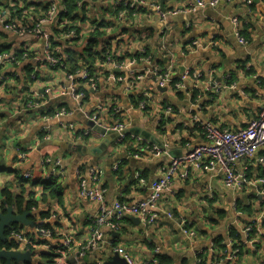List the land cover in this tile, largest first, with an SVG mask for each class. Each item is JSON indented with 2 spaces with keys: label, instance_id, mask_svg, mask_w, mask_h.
<instances>
[{
  "label": "crops",
  "instance_id": "0c3cea01",
  "mask_svg": "<svg viewBox=\"0 0 264 264\" xmlns=\"http://www.w3.org/2000/svg\"><path fill=\"white\" fill-rule=\"evenodd\" d=\"M56 1L63 5L66 0ZM120 1L82 0L78 13L83 16L71 21V26L82 36H90L92 32L102 35L98 51L104 53L91 66L92 78L98 84L95 90L90 83L81 81V75L71 81L68 71L51 68L46 62L45 40L31 34L19 36L0 26V53L7 52L17 60L0 72V195L3 197V192L10 190L16 197L35 196L39 201L44 191L39 176L46 158L60 160L66 173L63 203L39 206L40 213L49 214L46 224L54 231L50 248L41 245L36 225L23 227L38 242L37 245L33 241L20 250L30 254V262L34 264H47L41 254L49 251L56 252L57 264L68 237L76 246L85 244L90 237L98 205L81 198L79 171L88 180L91 170L100 173V185L106 191L109 205L116 201L146 200L151 184L160 177L161 166L206 145L203 129L194 123V115L202 126L240 131L257 118L264 103V0H222L216 7L209 6L210 0H148L160 4L165 12L191 7L196 11L160 19L151 15L152 10L141 8L131 21L117 23ZM201 1L205 7H201ZM0 4V13H14L22 22L31 23L32 17L37 19L47 9L49 0H0ZM236 18L243 26H235ZM46 30L58 40L60 55L85 45L62 40L63 29L57 23ZM240 37L246 44H241ZM104 47L126 62L141 59L147 53L152 56L151 63L138 61L134 65L133 69L142 76L134 88L111 78L112 74L127 76L128 71L110 68L104 60ZM156 66L170 68L172 84L165 91H160L152 77ZM182 67L186 68L184 73L200 74V80L190 77L181 89L177 88L175 84L184 74ZM213 84L226 89L214 94ZM71 85H76L85 95L84 101L79 103L54 95L40 109L24 107L25 94L29 91L41 92L47 88L56 91ZM143 101L147 102L145 110L140 107ZM61 108L70 115L60 121L46 119ZM115 108L122 110L121 119L128 130L148 134L160 146L148 141L160 148L164 146L162 149L168 154L155 157L142 152L131 140L105 142L106 137L98 130L84 136V132L93 128L91 117L97 110H101V123L115 125L118 120L113 114ZM79 143L90 154H86V149L80 154L73 150ZM97 149L100 151L96 153ZM21 150L30 154L24 164L18 165ZM259 157H264V148L259 151ZM257 158L236 163L235 171L243 175L247 167L245 175L249 180L263 177L264 169ZM24 172H32L36 180L21 184ZM139 174L146 180V186L140 185ZM209 189L213 192L212 199L208 197ZM163 203L165 212L160 214L156 225L145 227L136 224L135 217H127L119 231L105 228L104 245L98 252L89 253L86 263L96 264L98 260L107 263L116 249L121 251L122 258L127 254L135 260L151 261L159 249V254L172 264H200L199 261L213 264L219 251L215 245L226 246L229 251L238 245L239 258L226 264H264V224L258 229V237L247 239L244 235L245 228L264 210L260 191L255 186L233 190L226 186L219 169L198 171L188 180H174L164 192ZM7 206L5 199L0 198V210ZM11 206L21 214L15 205ZM181 220L197 231L196 239L183 233ZM74 257L72 253L58 264H74Z\"/></svg>",
  "mask_w": 264,
  "mask_h": 264
},
{
  "label": "built area",
  "instance_id": "2783aa9c",
  "mask_svg": "<svg viewBox=\"0 0 264 264\" xmlns=\"http://www.w3.org/2000/svg\"><path fill=\"white\" fill-rule=\"evenodd\" d=\"M222 0H210L209 6L216 7ZM1 5V4H0ZM120 10L116 14L117 23H125L131 21L137 15L138 8H147L152 10L151 15L158 16L160 19L166 18L168 15H177L178 13H191L196 11L195 7H191L182 11H169L165 12L160 4H157L148 0H121L118 3ZM201 7H205L204 1L200 2ZM82 7V3H79V8ZM68 14V8L65 4L61 5L56 0H49L47 9L37 19L32 17L31 23H24L19 17H14V13L8 15L0 13V26L5 30L24 36L31 34L36 38L45 40L46 44V62L51 68L62 69L68 71V79L75 80V77L81 75V81L90 83V86L95 90L98 87L97 79L90 77L88 71H80L77 75L71 74L65 63V57H60L59 48L54 47V42L58 41L54 39L50 32L46 28L54 23H57L63 30L68 31L62 34V40L67 42H82V35L71 26V21L66 19ZM236 27L243 26L242 22L237 18L234 19ZM241 44H246L244 38L240 37ZM197 42L194 45L197 46ZM24 54H22L23 56ZM25 55H27L25 53ZM21 56V59H22ZM105 63L114 70H127V76L124 75H111V78L118 83H128L130 88H134L142 76L133 69L138 60L145 63H151L152 56L143 59H134L133 61H118L110 51H107L105 55ZM17 62L9 53H0V72L5 69L9 64ZM152 77L159 86V88H167L172 84L170 68L166 67H154L152 69ZM190 77L198 81L201 78L197 73H184L180 76V80L175 84L176 87L182 88V84ZM214 94L221 93L225 86L213 84ZM58 95L61 98H71L81 103L85 99V95L80 92L76 85L69 87H60L56 91L52 88H47L41 92H31L25 94L26 98H31V101L27 106V110H37L46 105L49 98ZM142 110L147 107V102L143 101L140 104ZM100 111L97 110L91 117V121L95 126L105 129L108 132H114L119 134L118 142L124 143L127 140H131L135 143L142 152H148L155 157H161L164 154H168L164 149L160 148L156 144H152L142 136L135 134L125 135L124 132L128 131L127 125L121 119L123 116L122 110L115 108L114 116L118 118L115 125H107L100 122ZM70 115L65 108H61L56 111L52 116L46 119H55L60 121L62 118ZM194 123L202 127L205 138L207 140L206 145L194 148L191 152L177 159H173L169 165H163L159 169L160 177L157 181L153 182L150 186V196L146 200L137 203H128L124 201H116L109 205L106 202V191L100 185V173L94 170L90 171L89 180L82 171L78 172V187L81 198H85L92 203L98 205V210L92 218V226L90 230V237L85 244H79L76 246L73 243V239L68 237L65 241V245L62 251H60L58 261H65L70 254L74 253V264H87L86 257L89 253L98 252L104 245L105 232L104 229L108 228L113 232H117L123 220L127 217H135L140 220V223L145 226H153L160 220V214L164 213L162 209L164 192L168 190L173 181L176 179L188 180L193 174L198 171L219 169L224 176L225 184L228 188L242 191L248 188L250 185L255 186L260 191V196L264 202V176L255 180H249L245 175L248 168H245L243 175L238 174L235 171L236 163L240 161L251 162L256 159L259 151L264 148V103L261 106L257 118L249 123V125L240 131H232L230 129L222 128L220 126H202L199 118L193 116ZM94 129L84 132V136L88 137ZM30 151H18V165L24 164L29 157ZM259 166L264 169V157L257 158ZM117 169V168H116ZM22 178L28 181L36 180L35 175L32 172H25L22 174ZM39 178L44 182L58 181L63 184L66 178V173L63 168L62 162L53 158H46L43 162L42 176ZM140 185L146 186L147 182L143 179L141 174L138 175ZM89 181L91 182L89 184ZM208 197L213 198V192L208 190ZM32 212L36 217V234L43 241L46 242L44 247L50 248L49 241L54 237V231L50 228H46L43 224L48 220H42L38 209L33 208ZM264 224V210L263 213L255 217L249 225L245 228L244 235L247 239L250 236L258 237V229ZM183 233L191 239L198 237L197 231L191 227V224L186 220H181L180 223ZM9 238L18 244V248L14 251H20L22 247H28L33 244V239L30 234H27L23 229L10 228L8 231ZM43 246V245H42ZM225 247V248H224ZM219 249L216 253L213 264H226L228 260L238 259L241 254V247L233 245L229 251L226 246ZM156 255L160 253L159 249H156ZM22 252V251H21ZM115 253L121 255V251L116 249ZM215 253V252H214ZM123 258L127 264H157V261H144L135 260L131 256L124 254ZM57 261V264H58ZM201 264V261H199ZM1 264V262H0ZM96 264H106L102 260H98Z\"/></svg>",
  "mask_w": 264,
  "mask_h": 264
},
{
  "label": "trees",
  "instance_id": "16d2710c",
  "mask_svg": "<svg viewBox=\"0 0 264 264\" xmlns=\"http://www.w3.org/2000/svg\"><path fill=\"white\" fill-rule=\"evenodd\" d=\"M82 0H66L65 5L68 8V14L66 16L67 20L74 21L76 19H80L83 14H79L80 11L79 8V2ZM68 31L67 29L63 30V33ZM102 38V35L98 34L97 32H92L90 36H88L87 39H85V42L83 46H81L79 49H71L68 50L65 55H62V57H65V63L68 67V70L71 74H78L80 71H89L91 73V66L95 62L96 57H102V54L104 53V50L102 53L98 51V44ZM54 47H58L60 44L58 41H55ZM105 48V47H104ZM107 51H110L108 49ZM106 48H105V54H106ZM104 54V56H105ZM112 54V53H111ZM148 54V53H147ZM113 55V54H112ZM114 56V55H113ZM115 57V56H114ZM120 75V74H119ZM118 75V76H119ZM33 101L31 98H26L24 101V107ZM53 114H51L52 116ZM18 161V159H17ZM21 184L31 183V181L25 180L23 178H20ZM44 187L43 194L41 196V199L38 201L35 196H31L29 199H25L23 196H14L10 190H6L3 192V198L5 199V203L7 205H15L19 212L22 214L25 211H28L32 214V209L36 208L39 210V206L41 204L44 205H50L51 203H63V194H64V187L63 184L59 183L58 181H49V182H42L41 183ZM5 209V208H4ZM3 209V210H4ZM40 217L42 220H48L50 218L49 214H42L40 213ZM31 220L37 225L35 216L31 215ZM46 228H50L48 224H43ZM16 229H24L23 226L15 225ZM8 235V233H7ZM32 239L36 244L38 245V242L36 241V237L32 235ZM42 244H45L46 242L41 241ZM217 243V242H216ZM218 249H220L217 245H215ZM18 248V244L11 240L8 235V240L6 242L0 241V250H14ZM223 248V247H221ZM225 248V247H224ZM227 249V248H226ZM29 251L32 252L33 248L30 247ZM41 258L46 262L47 264H55L56 258H58L56 252L49 251V252H43L41 254ZM154 261H157V264H172V261L170 259H167L163 257L161 254H157L154 258ZM226 263V262H225ZM1 264H6L5 262H1ZM13 264H18L14 262ZM24 264H34L32 262L24 263ZM205 264V263H202Z\"/></svg>",
  "mask_w": 264,
  "mask_h": 264
},
{
  "label": "water",
  "instance_id": "95a60500",
  "mask_svg": "<svg viewBox=\"0 0 264 264\" xmlns=\"http://www.w3.org/2000/svg\"><path fill=\"white\" fill-rule=\"evenodd\" d=\"M186 71L185 67L181 68V73H184ZM165 91L166 88H161L160 91ZM93 128L99 130L102 136L106 137V141L108 142L111 139L114 141H117V139L120 137L118 133L114 132H108L105 129H101L94 124H91ZM125 135L135 134L138 136H142L146 138L147 140H150L153 143H156L160 146L159 142L155 141L152 137H150L148 134H141L136 131L128 130L124 132ZM49 144H52L50 142ZM17 147V144H16ZM162 148L164 146H161ZM86 149V154H90L88 148H84L82 144H76L73 147V150L77 151L79 154ZM100 150L97 149L95 152H99ZM0 198L2 199V195H0ZM260 199L262 197L260 196ZM31 213L28 211L23 212L22 214H17L15 212L14 206H7L5 209L0 210V241L6 242L8 240V231L10 228L14 227L15 225H20L23 227H30L35 225V223L31 220ZM136 224H141L140 220L138 218L134 219ZM31 255L28 253H23L21 251H14V250H0V262H5L6 264H13L14 262L18 264H24L30 262ZM106 264H127L126 260L120 256L118 253H114V255L111 257V259Z\"/></svg>",
  "mask_w": 264,
  "mask_h": 264
},
{
  "label": "rangeland",
  "instance_id": "374dc122",
  "mask_svg": "<svg viewBox=\"0 0 264 264\" xmlns=\"http://www.w3.org/2000/svg\"><path fill=\"white\" fill-rule=\"evenodd\" d=\"M141 8H142V7H141ZM141 8H138V11L136 12L137 14H138V12L140 11ZM180 11H182V10H180ZM118 12H119V11H118ZM118 12H117V13H118ZM117 13H116V14H117ZM180 13H181V12H180ZM178 14H179V13H178ZM87 38H88V36H82L81 39L83 40V42H85V39H87ZM143 55H144V57H142L141 59H143V58H147V57L150 56L149 54H143ZM115 58H117L118 61H121V58H120V57H116V56H115ZM136 60H137V59H136ZM138 61H140V60H138ZM137 63H138V62H137ZM137 63H136V64H137ZM136 64H135V65H136ZM177 88H178V87H177ZM23 231H25V228L23 229Z\"/></svg>",
  "mask_w": 264,
  "mask_h": 264
},
{
  "label": "clouds",
  "instance_id": "9594fccd",
  "mask_svg": "<svg viewBox=\"0 0 264 264\" xmlns=\"http://www.w3.org/2000/svg\"><path fill=\"white\" fill-rule=\"evenodd\" d=\"M72 43H77V41H73ZM59 48V47H58ZM5 53H7V52H5ZM107 53V52H106ZM58 56H60V57H62V55H60L59 53L57 54ZM106 55V54H105ZM22 56V55H21ZM105 57V56H104ZM104 60H105V58H104ZM119 71V70H118ZM89 72V71H88ZM89 74H90V77H92V74L89 72ZM116 75H118V74H116ZM92 129H94V130H97V129H95V128H92ZM99 131V130H98ZM100 133V132H99ZM101 134V133H100ZM18 163V162H17ZM25 173V172H24ZM21 178H22V174H21ZM32 181V180H31ZM33 212H32V217H33ZM36 218V217H35ZM36 223H37V221H36ZM46 224V223H45ZM22 229V228H21ZM51 229V228H50ZM221 249V248H220ZM202 264V263H201Z\"/></svg>",
  "mask_w": 264,
  "mask_h": 264
}]
</instances>
